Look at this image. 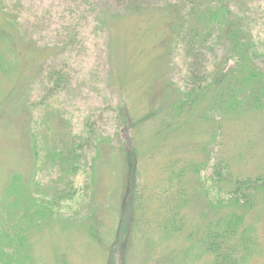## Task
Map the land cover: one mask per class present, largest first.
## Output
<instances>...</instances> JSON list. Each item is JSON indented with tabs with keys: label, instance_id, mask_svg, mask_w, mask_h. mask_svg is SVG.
Here are the masks:
<instances>
[{
	"label": "rangeland",
	"instance_id": "374dc122",
	"mask_svg": "<svg viewBox=\"0 0 264 264\" xmlns=\"http://www.w3.org/2000/svg\"><path fill=\"white\" fill-rule=\"evenodd\" d=\"M135 4L148 12L131 14ZM158 4L168 12L170 0H0V264L213 263L204 232L230 185L223 178L220 192L206 174L219 159L233 183L264 172V112L176 109L187 63ZM259 9L254 28L264 37V1ZM56 72L58 88L48 81ZM73 142L83 167L70 176L63 160ZM133 151L139 218L118 233L131 218L121 205ZM252 193L246 264H264V191ZM172 217L177 232L165 228Z\"/></svg>",
	"mask_w": 264,
	"mask_h": 264
},
{
	"label": "trees",
	"instance_id": "16d2710c",
	"mask_svg": "<svg viewBox=\"0 0 264 264\" xmlns=\"http://www.w3.org/2000/svg\"><path fill=\"white\" fill-rule=\"evenodd\" d=\"M263 1L170 0L168 12L166 7L160 4L154 9L163 11L166 18L169 16L168 28L170 33L173 32V36L171 34L170 36L174 48L179 49L186 58L187 65L185 64L186 70L181 84L183 92L177 89L178 93H176L179 102L176 109L184 113L189 112L186 117L193 116L198 102H202L204 113L198 118L202 116L214 118L215 115L224 118L230 114H242L248 111L264 112V37L255 33L254 28L257 22L255 15L263 14L259 9V4ZM140 8L139 4H135L128 10L135 11L131 14L148 12L146 11L148 9L140 10ZM9 34L8 31L5 34L8 40ZM167 41L165 40L164 43ZM48 81L58 88L57 86L63 83V77L56 72ZM172 113L167 115V118L172 116ZM179 124L177 121L171 122V127L165 131H174ZM129 125L128 117L125 126L129 128ZM213 129L216 133L215 142L219 143L221 124L218 122ZM210 143L209 141L208 145L212 150L213 143ZM76 147L79 146L73 142L63 160L65 174L70 176L76 175L75 172L82 170L83 167L80 166V153ZM51 155V160L58 158L56 150ZM57 163L61 165L60 161ZM57 163L53 162L52 165ZM129 163L131 169L121 209L122 212H130L131 218L128 223L121 220L118 233L123 227L126 232L132 233L133 221L136 222L139 218V188L136 182L134 151ZM205 165L204 162L203 166ZM219 166L223 171H218ZM35 170L37 171V168ZM32 173L33 181L35 174ZM18 178L19 176L14 175L12 182L17 181ZM223 178L224 183L230 185V189L225 190L215 202L221 209L222 219L217 223L215 221L220 217L208 222L209 226H206L204 232L207 236L202 242V248L207 255H212V264H246L256 241L250 232L247 223L249 220H246V217L252 208L251 201H254L252 191L259 189L264 191V172L254 177L237 178L233 183L230 179L231 170L228 162L226 159H219V163L211 174H206L205 179L206 183L216 186L221 192L222 187L219 182ZM29 194L31 195V192ZM176 199L178 200L177 197ZM40 201L38 204L41 208L37 211L39 216L47 219L45 215L52 211L44 198ZM176 209L180 207L176 206ZM170 220L171 223L169 222L165 228L170 232L179 231V228H176L179 225L174 224V217ZM23 224L28 225L29 220L27 219ZM19 225L20 223L17 226ZM14 231L18 232V229L14 228ZM22 235L24 236V233L18 234L17 237ZM120 240L121 234L116 238L117 242ZM2 247L1 250L4 252L5 247Z\"/></svg>",
	"mask_w": 264,
	"mask_h": 264
}]
</instances>
